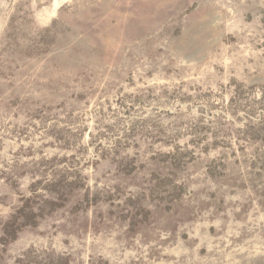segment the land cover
Masks as SVG:
<instances>
[{
  "label": "rangeland",
  "instance_id": "rangeland-1",
  "mask_svg": "<svg viewBox=\"0 0 264 264\" xmlns=\"http://www.w3.org/2000/svg\"><path fill=\"white\" fill-rule=\"evenodd\" d=\"M0 264H264V0H0Z\"/></svg>",
  "mask_w": 264,
  "mask_h": 264
}]
</instances>
